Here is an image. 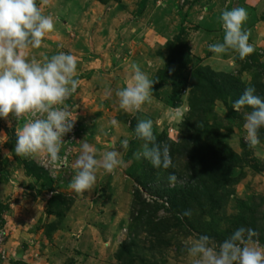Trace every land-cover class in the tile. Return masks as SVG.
Returning a JSON list of instances; mask_svg holds the SVG:
<instances>
[{"label":"rangeland","instance_id":"1","mask_svg":"<svg viewBox=\"0 0 264 264\" xmlns=\"http://www.w3.org/2000/svg\"><path fill=\"white\" fill-rule=\"evenodd\" d=\"M37 4L55 28L39 49L26 50L28 57H77L79 86L66 101L77 119L63 138L62 161L52 165L15 153L28 114L0 118V264H191L186 239L207 234L219 242L241 226L264 245V128L261 143L250 148L243 125L251 108L232 109L249 85L264 99V0ZM235 7L248 12L243 27L254 51L244 59L208 47L223 41L219 17ZM133 63L157 81L151 103L135 114L121 109L115 95L131 79ZM141 119H151L157 142L169 145L173 167L135 157L144 143L134 131ZM84 142L97 159L118 151L123 165L112 173L98 169L93 189L78 194L69 184ZM33 166L41 168L40 179L27 175ZM179 183L199 187L190 195L162 193Z\"/></svg>","mask_w":264,"mask_h":264},{"label":"clouds","instance_id":"2","mask_svg":"<svg viewBox=\"0 0 264 264\" xmlns=\"http://www.w3.org/2000/svg\"><path fill=\"white\" fill-rule=\"evenodd\" d=\"M48 4V0H42ZM219 20L223 28V41L210 44L209 51L221 55L229 50L238 53L240 59L250 55L254 48L249 43L250 33L244 29L248 12L244 7L222 11ZM55 28L51 15H45L37 0H0V118L9 115L19 120L25 114L29 119L17 131L15 153L20 157L42 156L48 163L57 165L64 136L73 130L76 116L66 101L77 91L78 60L71 53L59 52L42 60L29 58L27 49H39L47 33ZM132 77L115 95L119 107L135 114L146 103H151L153 86L157 81L150 79L138 64L133 63ZM111 89L105 97H111ZM245 106L251 108L245 113L243 125L245 141L255 149L260 141V129L264 128V99L256 95L253 85L246 86L232 109L239 112ZM226 111V110H225ZM176 117L182 114L177 111ZM116 125V120L110 121ZM135 136L144 141L134 155L137 159L149 161L153 167H173L170 147L157 142L151 119L138 120ZM129 140L121 141L125 150ZM97 150L87 142L82 143L81 152L74 161L75 175L69 187L78 194L93 189L97 182V170L112 173L123 165L116 150L106 151L101 159ZM174 173L169 181L175 182ZM191 215L188 210L184 213ZM258 233L241 226L222 241H215L207 234H199L184 241V247L191 264H264V245L257 239Z\"/></svg>","mask_w":264,"mask_h":264},{"label":"trees","instance_id":"3","mask_svg":"<svg viewBox=\"0 0 264 264\" xmlns=\"http://www.w3.org/2000/svg\"><path fill=\"white\" fill-rule=\"evenodd\" d=\"M185 46L182 45H177L175 48H174V53H177L179 52L182 48H184ZM230 151V150H229ZM231 152V151H230ZM229 155H233V153H230ZM221 165V164H220ZM41 170V168L39 166H33L32 168H27L26 169V173L27 175L29 176H33L35 177L36 179H40L41 176L39 175V171ZM222 174V173H221ZM51 183H52V179L51 178H47V184H48V187H51ZM224 185V183L222 184ZM199 187V185L197 184L196 186L195 185H192L190 183H179V184H176V185H173L172 187H168V186H164L162 187L161 191L162 193H169V192H175V195L177 196V193H189L192 194L194 192V190ZM189 189V191H188ZM159 191V190H157ZM156 191V192H157ZM159 191V192H161ZM155 193V192H154ZM181 197H183V195H181ZM143 205H147V203H144V201L141 202ZM140 203V204H141ZM172 206V205H171ZM175 208L172 209V212H174Z\"/></svg>","mask_w":264,"mask_h":264}]
</instances>
